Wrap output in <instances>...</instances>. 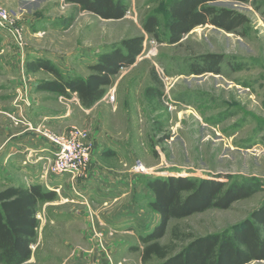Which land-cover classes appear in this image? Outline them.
Here are the masks:
<instances>
[{"label": "rangeland", "instance_id": "374dc122", "mask_svg": "<svg viewBox=\"0 0 264 264\" xmlns=\"http://www.w3.org/2000/svg\"><path fill=\"white\" fill-rule=\"evenodd\" d=\"M124 1L128 7L124 17L108 20L64 0H0L23 27L22 51L40 46L67 76L88 75L87 64L94 63L97 54L124 38L144 36L141 53L112 77L91 118L77 112L78 122L73 124L94 134L93 147L95 136L99 147L108 145L111 135L109 141H117L116 152L104 154L98 147L94 156L123 175L125 196L113 203L114 214L131 207L130 216L135 214L144 226L138 229L133 223L132 233H125L127 226L104 221L106 210L95 201H88L87 212L70 198L64 203L44 202L38 208L36 242L24 264H161L155 255L141 258L147 244L141 236L159 221L149 206L153 193L147 187L155 177L200 179L220 174L229 182L256 187L227 208L171 218L157 239L169 255L196 237L244 221L264 201V0L215 1L214 7L243 13L248 21L234 32L209 23L197 25L174 44L167 42L170 0ZM151 13L158 18L157 38L142 29ZM208 54L222 56L218 71H205ZM68 99L73 100L62 101Z\"/></svg>", "mask_w": 264, "mask_h": 264}, {"label": "trees", "instance_id": "16d2710c", "mask_svg": "<svg viewBox=\"0 0 264 264\" xmlns=\"http://www.w3.org/2000/svg\"><path fill=\"white\" fill-rule=\"evenodd\" d=\"M72 3L77 10L88 11L102 19L118 20L127 13L124 0H64ZM219 0H170L167 6V42L178 43L182 36L197 25L212 24L227 32L246 23L248 17L227 8H216L213 2ZM247 1V0H236ZM72 17L69 18V21ZM158 18L148 14L142 21V29L154 37L157 35ZM144 36L122 39L108 50L97 54L96 61L88 65L90 73L85 77L65 75L49 59L34 58L25 63L27 71L43 70L52 79L40 80L36 89L50 91L65 97L76 93L82 107L90 108L100 100L106 87L112 84V77L121 68L135 62L142 51ZM222 56L208 54L205 65L216 72ZM201 70H196L195 73ZM153 193L149 202L151 209L159 215L153 230L141 236L147 243L141 258L151 255L161 258V264H247L264 260V201L244 221L221 232L192 239L180 251L169 255L166 246L157 239L166 229L171 218H181L205 209L227 208L235 200L250 196L256 187L252 184L229 182L220 174L206 178L192 179L186 176L155 177L147 181ZM57 199L54 190L41 184L28 187L7 186L0 190V264H23L31 257V246L36 242L40 220L37 217L41 203Z\"/></svg>", "mask_w": 264, "mask_h": 264}, {"label": "crops", "instance_id": "0c3cea01", "mask_svg": "<svg viewBox=\"0 0 264 264\" xmlns=\"http://www.w3.org/2000/svg\"><path fill=\"white\" fill-rule=\"evenodd\" d=\"M45 56L40 46L34 45L25 51L18 50L6 31L0 29V185L3 184L4 187L12 185L28 187L36 183L41 184L43 187L56 192V200H61L59 203H64L65 199L70 198L72 202L76 201L84 207L86 212L87 207L90 208L88 201L101 203L100 206H104V210H106L104 221L106 220L108 224H111L112 221L118 222L117 225L121 223V226L128 227L124 232L131 234L132 230L135 229L133 223L139 226L138 229L144 224L136 221L138 218L135 219V214L133 217L130 216V212L133 214L131 207H128L130 210H121V212L114 214L113 203L125 196L123 175L120 173L121 171L97 161L94 154L98 150L100 142L96 136L93 138L94 147L89 176L73 183L66 177H54L44 173L45 158L51 156L54 146L41 135L25 130L23 126H14L6 115L7 113L22 112L34 124L42 123L58 133L78 122L77 112L91 118L90 113L95 105L90 108L82 107L78 97H72L73 93L69 95V98H73L72 102H70L71 99H68L65 103L59 99V94L36 89L40 80L52 79V75L43 70L27 71L25 63L34 58H50L49 55ZM51 58L56 60L55 56H51ZM49 60L56 65L54 60ZM60 71L67 75L62 69ZM39 73L42 76L38 78ZM86 75L79 76L85 77ZM92 137H94L93 133L91 134ZM111 137L112 135L107 139L108 145L104 144L103 147L101 144L99 147L104 154H108V151L116 152L117 146L114 145L118 144L117 141L116 143L110 142ZM69 189H72L73 192ZM125 247L130 246L127 243ZM136 247L141 248V245H136Z\"/></svg>", "mask_w": 264, "mask_h": 264}, {"label": "built area", "instance_id": "2783aa9c", "mask_svg": "<svg viewBox=\"0 0 264 264\" xmlns=\"http://www.w3.org/2000/svg\"><path fill=\"white\" fill-rule=\"evenodd\" d=\"M0 29L13 39L16 48L22 51L25 47L23 37V27L17 23L9 10L0 6ZM77 95L76 93H73ZM66 98L63 95L59 96L62 100ZM114 98L113 92L110 94V99ZM12 119L15 125L23 126L25 130L33 131L48 140L54 149L51 151V156L45 158L44 173L54 177H66L71 182H76L78 179H86L89 176L92 141L89 130L79 128L75 125H70L63 132H54L42 123L34 124L22 112L16 114H7ZM137 167L142 165L137 162ZM139 169V168H138Z\"/></svg>", "mask_w": 264, "mask_h": 264}]
</instances>
